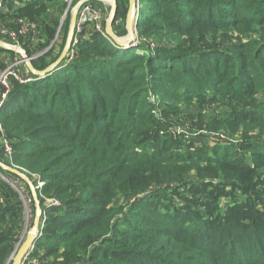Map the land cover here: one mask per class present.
Instances as JSON below:
<instances>
[{
    "label": "trees",
    "instance_id": "obj_1",
    "mask_svg": "<svg viewBox=\"0 0 264 264\" xmlns=\"http://www.w3.org/2000/svg\"><path fill=\"white\" fill-rule=\"evenodd\" d=\"M115 4L121 36L128 4ZM66 7L6 2L5 25H38L36 42L20 38L36 70L60 55L54 39ZM137 8L136 48L84 30L72 60L30 82L9 77L0 107L6 163L43 182L34 181L42 212L25 262L264 264V0H138ZM206 102L217 111L203 113ZM184 124L226 142L195 147L162 132ZM23 211L0 178V264L22 240Z\"/></svg>",
    "mask_w": 264,
    "mask_h": 264
},
{
    "label": "rangeland",
    "instance_id": "obj_2",
    "mask_svg": "<svg viewBox=\"0 0 264 264\" xmlns=\"http://www.w3.org/2000/svg\"><path fill=\"white\" fill-rule=\"evenodd\" d=\"M62 2H66L67 3V7L63 8L62 12L60 13V16H58V21H59V33L58 35L55 37L58 38L57 46L56 49L59 51V53L61 54V52L63 51L66 42H67V38H68V34H69V26H70V18H71V13H72V9L75 6V4L79 1V0H61ZM115 1V0H114ZM96 3V5L100 6L102 8V21L105 23V25L107 24L109 18H110V14L112 11V3L111 0H96L94 1ZM129 0H127V4H128ZM137 3L138 0H134V5H133V10L134 12L136 11L137 8ZM133 12V11H132ZM133 12V13H134ZM54 13V12H53ZM56 14V13H55ZM54 15V14H53ZM58 15V14H56ZM55 15V17H56ZM133 16V23L135 21V14L132 15ZM119 27H121L119 25ZM112 28V33L113 35L116 37V40H126L129 36H128V28H127V24H125L124 29H126V31L121 35V36H117L114 33V28ZM133 34L134 37L137 38L136 35V26L133 25ZM33 37L34 35L30 34L27 36H22L20 37L21 39H26L27 37ZM108 36V35H107ZM109 37V36H108ZM111 39V37H109ZM20 39V41H21ZM73 40V39H72ZM112 41H114L112 39ZM136 41V40H135ZM134 41V42H135ZM226 41V39L224 40ZM55 41H52V43L50 44V46L54 43ZM131 42L130 45H126L123 46L122 49L128 50L131 48H136L137 44ZM49 46V47H50ZM154 46V44H151V47ZM49 47H44L43 49L39 50V54L45 53ZM138 51H141L140 49ZM16 53V55L11 56L10 53H8L7 51H2L0 52V61H2L4 63V67L3 69H0V75L3 73V71H5L6 69L9 68V66L11 65V63H13L14 59L18 58L19 53L17 51H14ZM73 52L72 48H69L66 52V55L64 57L65 61H70L74 58V56L70 59L69 54ZM37 53V52H36ZM75 53V50H74ZM88 55H93L92 52H87ZM75 55V54H74ZM94 55H97V53H95ZM63 60V61H64ZM62 61V62H63ZM52 63H50L49 65H51ZM22 65H26V64H21L20 67H23ZM47 65V67L49 66ZM26 68H28L27 66H25ZM24 67V68H25ZM30 82V81H29ZM7 83L9 85L10 88V82L9 80H7ZM4 88L2 86V84L0 83V98L2 97V94H4ZM9 93V92H8ZM214 105H218V102H213V103H203L201 106L202 108V112L205 114H213L215 111H217L216 107ZM199 105H192L190 110H186L184 112V114H189V113H196L198 111ZM164 134L167 135H172L174 136L173 138L176 139L178 137H180L182 139L183 142H186V140H191L190 138H193L191 141L193 142L194 146H201L203 144H207L209 145V149H211V147H213L212 145H223L226 140L223 139V137L221 135L218 134H213V133H208V132H202V133H192L189 130V127L187 124L181 125L179 126V128L173 127V128H167V130L162 131ZM191 135V136H190ZM2 148L3 153H4V160L0 161V167L1 168H6V170L10 169H14L17 170L21 175H23L24 177H27L29 180V183H27L23 177L21 175H18L16 173H14V175L12 177H6L4 175L1 174L0 172V178L4 179L7 183H9L18 193V197L19 199L22 201V205H23V216L21 218L22 220V228H21V236H22V240L16 245V249L17 247L20 245V243L24 240L26 234L30 231V229L33 227L34 222H35V217H36V212H37V204H35V199L33 197V193L31 190V186L33 187L34 191H35V182L37 183L36 185L39 184V182H41L43 184V182L38 178V176L36 174H31V178L27 176L26 171L24 169H21L20 167H18L17 165L14 164H7L6 161H10L11 160V148L8 144V141L6 139H4L1 135V129H0V149ZM2 153V152H1ZM23 170L20 171V170ZM22 180L26 183V185L29 186V189L27 186L23 185V186H19L22 182ZM35 181V182H34ZM41 184V185H42ZM37 196V194H36ZM38 198V197H36ZM38 200V199H37ZM46 202L49 201H56L55 199H50L48 200V198L45 200ZM33 202H34V206H33ZM177 202V201H176ZM59 203V202H57ZM39 208H40V204H39ZM39 212H42L41 209H39ZM39 219H40V214H39ZM40 221L39 220V225L38 228L40 229ZM15 249V250H16ZM27 261L26 264H29ZM59 263L60 260H58ZM38 264V263H36Z\"/></svg>",
    "mask_w": 264,
    "mask_h": 264
},
{
    "label": "built area",
    "instance_id": "obj_3",
    "mask_svg": "<svg viewBox=\"0 0 264 264\" xmlns=\"http://www.w3.org/2000/svg\"><path fill=\"white\" fill-rule=\"evenodd\" d=\"M7 1L8 0H0V39L12 44L13 46L22 48V46L20 45V37H25L27 35L32 34L34 35L32 39L36 42V38L39 35L37 23L22 19L13 22L16 24L15 26L5 25L3 23L1 16L6 10ZM105 26L106 25L102 21V8L96 5L94 0H83L78 7L76 22L74 26L73 40L69 47L73 49V52L69 54L70 59L74 56L75 45L83 38L84 30L91 31L92 29L94 31H100L103 33V35L107 36L105 32ZM58 33H56V36L58 35ZM37 55L38 54L33 55L32 58L36 57ZM21 64H26V59H22L21 55L19 54V57L14 59L13 63H11L9 68L3 71V73L0 75V83L2 84L5 90L4 94H2V97L0 98V107L3 105V102L7 98L8 92L10 91L9 85L7 83L9 77L15 78L20 83L29 82L35 79L34 75L32 74H23V71L20 68ZM41 184L42 183L39 182L38 187H40ZM48 204L58 205L59 203H57V201H49ZM25 259L22 261L21 264H26Z\"/></svg>",
    "mask_w": 264,
    "mask_h": 264
},
{
    "label": "water",
    "instance_id": "obj_4",
    "mask_svg": "<svg viewBox=\"0 0 264 264\" xmlns=\"http://www.w3.org/2000/svg\"><path fill=\"white\" fill-rule=\"evenodd\" d=\"M83 0H79L75 6L72 9V13H71V18H70V26H69V34H68V38H67V42L66 45L63 49V51L61 52V54L59 55V57L48 67H46L43 70H36L33 65L31 64V58L27 56L26 52L24 51V49H22L21 47H16L13 46L12 44L0 39V48L3 49H7V50H12V51H17L20 55L22 59H26V65L29 68L30 72L32 73V75L34 76H43L46 75L48 73H50L55 67H57L58 65H60L62 63V61L64 60V57L66 55L67 50L69 49L72 39H73V35H74V26H75V22H76V16H77V12H78V7L80 5V3ZM112 3V11L110 14V18L105 26V32L106 35H108L109 37H111V39H113L115 41V43L117 45H121V46H126V45H130L131 42H134L136 37H134L133 34V25H135V23H133V5H134V0H129L128 2V9H127V15H126V24H127V28H128V38L126 40H116L115 36L112 33V19L114 16V12H115V8H116V4L114 0H111ZM133 11V12H132ZM136 26V25H135ZM59 31V28L57 30V33ZM11 172H14L18 175H21L17 170L14 169H10ZM23 177V179L29 183V180L27 177H24L23 175H21ZM30 184V183H29ZM31 185V184H30ZM31 190L33 193V197L35 199V204H37V212H36V217H35V222L33 227L30 229V231L26 234L24 240L20 243V245L17 247V249L13 252V254L10 257V264H21L22 261L26 258V256L28 255L29 252H31L33 245H34V241L39 233V202L37 200V196H36V192L34 191L33 187L31 186Z\"/></svg>",
    "mask_w": 264,
    "mask_h": 264
},
{
    "label": "crops",
    "instance_id": "obj_5",
    "mask_svg": "<svg viewBox=\"0 0 264 264\" xmlns=\"http://www.w3.org/2000/svg\"><path fill=\"white\" fill-rule=\"evenodd\" d=\"M23 1L24 0H13V6L14 7H17V6H19L21 3H23ZM94 1H96V0H94ZM7 9V8H6ZM59 28V27H58ZM58 30V29H57ZM26 70L28 71V74H32L31 72H30V70H29V68H26ZM44 76V75H43ZM5 101V100H4Z\"/></svg>",
    "mask_w": 264,
    "mask_h": 264
}]
</instances>
